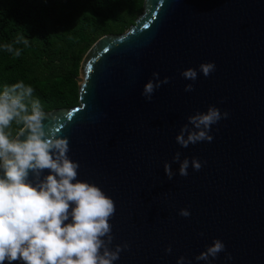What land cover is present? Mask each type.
<instances>
[{"label": "water", "instance_id": "water-1", "mask_svg": "<svg viewBox=\"0 0 264 264\" xmlns=\"http://www.w3.org/2000/svg\"><path fill=\"white\" fill-rule=\"evenodd\" d=\"M205 62L216 65L207 77ZM187 68L195 81L181 76ZM154 72L169 82L148 101ZM77 81L79 105L45 112L44 123L69 139L77 179L115 202L110 247H130L114 264H264V0H145L128 30L89 49ZM213 105L229 113L212 125L214 139L178 144L188 117ZM177 152L203 167L180 176ZM215 239L225 251L196 260Z\"/></svg>", "mask_w": 264, "mask_h": 264}, {"label": "clouds", "instance_id": "clouds-1", "mask_svg": "<svg viewBox=\"0 0 264 264\" xmlns=\"http://www.w3.org/2000/svg\"><path fill=\"white\" fill-rule=\"evenodd\" d=\"M27 44V40L24 41ZM5 51L20 56V50L4 44ZM205 77L215 71V62L200 66ZM153 73L144 86L142 95L151 101L153 93L169 77L159 79ZM187 80L195 81L198 72L187 68L181 72ZM194 85L185 86L186 92ZM33 88L23 81L5 85L0 92V264L22 260L24 264H114L130 245L113 242L110 218L115 214L114 200L98 185L77 179L80 164L69 158V139L58 135L59 130H46V113L39 100L30 99ZM229 113L216 106L206 112L188 117L176 136L182 147L198 142H211L212 125L228 118ZM22 125L17 137L11 138L6 131L12 122ZM25 138L21 139V136ZM177 152L173 160L179 162V175L188 176L191 163L195 171L203 165L197 158L180 159ZM45 170L49 174L43 175ZM165 174L171 180L175 176L171 164L164 165ZM30 173L34 180L29 179ZM43 177V178H41ZM74 205V207H72ZM179 215L189 217L188 208L180 209ZM71 222L65 223L69 221ZM226 246L215 239L196 260L207 261L224 252ZM172 252V247L165 250ZM229 253L227 259H231ZM181 256L178 264H184Z\"/></svg>", "mask_w": 264, "mask_h": 264}, {"label": "trees", "instance_id": "trees-1", "mask_svg": "<svg viewBox=\"0 0 264 264\" xmlns=\"http://www.w3.org/2000/svg\"><path fill=\"white\" fill-rule=\"evenodd\" d=\"M144 1L0 0V92L23 81L44 112L76 107L85 55L101 37L128 30ZM4 44L19 49L20 56L5 51ZM22 127L13 121L6 131L15 138Z\"/></svg>", "mask_w": 264, "mask_h": 264}]
</instances>
